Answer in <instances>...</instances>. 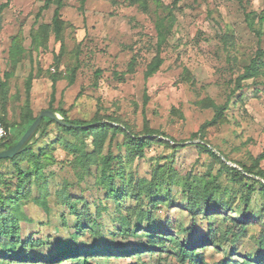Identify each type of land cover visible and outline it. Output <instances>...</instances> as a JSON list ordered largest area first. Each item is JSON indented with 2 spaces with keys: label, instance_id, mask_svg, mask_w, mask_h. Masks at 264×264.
<instances>
[{
  "label": "rangeland",
  "instance_id": "374dc122",
  "mask_svg": "<svg viewBox=\"0 0 264 264\" xmlns=\"http://www.w3.org/2000/svg\"><path fill=\"white\" fill-rule=\"evenodd\" d=\"M6 1L0 0V3ZM44 1L11 0L10 7L4 11L0 33L2 76L11 69L9 54L15 36L21 35L25 50V56L10 80L9 120L16 121L20 117L26 100L25 81L31 73L35 76L31 94L34 113L40 115L49 110L53 92L50 76L60 73L62 79L56 85L53 107L66 109L69 119L92 121L97 114L113 116L137 133H141L148 124L151 129L164 132L183 145L174 153L162 145L153 144L146 150L144 158L130 162L122 146L123 136H118L111 144L108 139L104 154L111 151L121 157L116 163L122 162L126 176H133L134 183L149 180L152 166L164 164L169 157L176 181L189 177L207 180L210 175H219V183L223 188L229 187L231 192L246 191L252 185L255 192L250 210L252 213L264 210V192L259 183L245 181L248 186L244 188L233 185L229 181L230 176L221 171L219 162L197 147L199 143H209L221 159L233 167H237V163L251 167L254 160L264 154V73L256 80L242 81V88L232 94L238 88L237 79L244 74V66L250 63L260 46L264 49V36L260 42L249 28L245 15L251 11L261 13L264 0H148L147 13L142 12L138 5H129L127 0H87L84 6L81 0H64L62 41L51 36L47 47L37 50L32 46L31 32L42 24H51L56 8L52 5L38 17ZM169 8L173 9L177 22L163 47L161 56L164 62L160 71L146 79L147 66L157 54L155 23L158 16L167 15ZM261 31L264 33V24ZM227 34L233 35L229 46L224 39ZM133 61L134 71H130ZM77 65L76 81L70 85L65 75ZM97 71L101 74L97 75ZM206 98L217 105H224L229 99L226 120L194 138L193 135L200 134L204 123L214 116L213 110L197 104ZM175 110L180 111L182 117L178 118L173 112ZM56 114L63 121L64 117ZM88 145L92 151L91 139ZM53 155L55 164L44 169L52 193L68 181L71 194L83 199L80 205L82 212H95V205L101 201L109 209L97 219L96 236L86 232L75 242L71 236L75 233V221L65 206L50 199L52 210L49 216L33 203L26 205L24 210L34 222L22 224V236L46 240L43 255L56 254L58 246L63 243V248L75 245L80 248L110 247L116 251L139 248L144 252L142 256L112 258L108 264H176L170 255L163 254L160 259L158 254L145 252L147 240L123 238L118 234L120 224L116 221V205L105 200L104 191L90 189L95 181V168L78 184L75 170L70 165L71 156L58 144ZM6 168V164L0 165V171ZM259 168L264 171V158ZM255 180L264 184V178L256 177ZM182 188V185H172V208L160 205L159 210L153 213L155 219L162 225L168 222L174 227L190 228L194 225L199 233H205L207 220L201 217L193 219L185 212ZM239 197L235 202V207H238L235 217L242 219L243 204ZM133 205L134 202L126 198L123 208L130 209ZM151 208L147 200L144 209ZM60 215L66 217L68 229L63 228ZM136 223L134 218L133 226ZM250 233L258 234L259 227L252 226ZM249 237L238 244L237 255L256 252ZM230 249L227 248L228 253ZM203 253L208 264L224 258L222 251L212 248H206ZM63 264L78 263L69 260ZM92 264L107 262L99 256L92 260Z\"/></svg>",
  "mask_w": 264,
  "mask_h": 264
},
{
  "label": "trees",
  "instance_id": "16d2710c",
  "mask_svg": "<svg viewBox=\"0 0 264 264\" xmlns=\"http://www.w3.org/2000/svg\"><path fill=\"white\" fill-rule=\"evenodd\" d=\"M86 1L81 0L83 6ZM127 1L131 6L138 5L142 12L147 13L149 10L148 0ZM10 5L11 0L0 3V33L4 11ZM52 5L56 6L52 23L42 24L31 32L34 49L46 48L51 36H54L57 41L63 39L65 23L62 19V10L65 7L64 0H45L39 10L38 17L44 11L49 10ZM245 15L249 28L255 32L261 42L264 36L261 31V26L264 24V9L261 13L251 11L246 12ZM176 22L177 18L172 8H169L166 16H158L155 23L157 54L147 66L146 79L160 71L164 62L161 56L163 47L167 45V40ZM232 36V34L224 36L228 46L230 45L228 43L233 42ZM22 43L21 35L13 38L9 54L11 69L3 76L0 73V123L8 132L7 138L0 141V144L12 136L14 138L10 142H17L39 116L34 113L32 108L31 94L35 76L31 73L25 81L26 100L21 107L20 117L16 121L8 119L10 80L19 62L25 56ZM57 59L59 60V58ZM134 67L135 62L133 61L130 71H134ZM78 70L79 66L77 65L71 70V73L65 75L70 85L75 83ZM263 73L264 49L260 46L250 63L244 66V74L238 77V88L232 94L234 95L242 88V81L256 80ZM99 74H101L100 71H97V75ZM50 79L53 92L49 110L61 114L64 117L63 122L72 126L45 117L36 136L26 149L13 158L0 160V165H7L4 171H0V264H63L69 260L78 264H92V260L99 256H103L108 264L112 258H136L144 254L139 248L119 251L110 247L80 248L78 245L63 248L65 245L63 243L58 246L56 254L43 255L46 240L32 237L25 239L22 236V224L34 222L24 210L30 203L35 204L49 216L52 210L50 199H54L57 205L65 206L75 221V233L71 235L75 242H78L86 232H89L91 236H96L97 219L109 209V206L101 201L95 205V212H82L80 205L83 204V199L71 194V186L68 181L56 193H52L44 169L55 164L53 151L57 144L71 156L70 165L75 170L78 184H81L87 174H91L92 169L95 168V181L90 189L104 191L105 200L116 205L115 213L118 214L116 221L120 224L118 234L123 238L141 237L147 240L144 245L145 252L158 254L160 259L163 254L170 255L175 259L176 264H208L203 252L206 248H212L222 251L224 254V258L214 264H264V210L260 213H252L250 210L252 194L255 192L252 185L246 191L231 192L229 187L223 188V185L219 183V175L214 177L210 175L207 180L189 177L178 182L173 177L174 171L169 157L164 164L156 163L152 166L153 170L149 180L143 179L134 183L133 176H126L122 162L116 163V160L121 157L115 156L111 151L104 154L108 139L111 144L118 136H123L122 146L130 162L136 158H144L146 150L153 144L162 145L174 153L183 145H180L174 138L168 137L164 132L151 129L148 124H145L141 133H137L128 124L113 116L101 117L97 114L92 121L71 120L66 109L53 107L57 93L56 85L62 79V75L52 73ZM228 101L224 105H217L212 99L206 98L197 103L201 108L213 110L214 116L204 123L200 134L193 135L194 138L202 136L207 128L218 127L225 122V112L229 108ZM173 112L178 118L182 117L180 111ZM53 132L55 133L53 134ZM52 134L54 135L53 139L51 138ZM154 135L157 137H152ZM160 136H163L164 139H159ZM167 137L169 140H166ZM89 139H91L92 151L89 150ZM208 144L199 143L197 147L219 162L222 166L221 171L230 176V183L244 188V186H248L245 181L254 180L261 185V190L264 192V184L255 180L256 177L264 178V171L259 168L264 154L254 160L251 167L241 163H237V167H233L224 162ZM219 153L222 154L220 151ZM176 184L183 187L181 194L185 198V212L193 219L201 217L207 220L205 233H199L194 225L190 228L182 225L174 227L168 222L162 225L155 219L153 213L159 210L160 205H167L170 208L174 203L172 185ZM238 197L240 203L243 204L242 219L235 217L238 213V207H235ZM126 198H130L134 202L130 209L123 208ZM147 200L152 208L145 210L144 205ZM60 218L63 228L68 229L66 217L60 215ZM134 218L137 219L135 226H133ZM252 226L259 227L258 234L250 233ZM249 235L256 252H247L243 256L237 255L238 244ZM228 247H231L229 253L227 252Z\"/></svg>",
  "mask_w": 264,
  "mask_h": 264
},
{
  "label": "water",
  "instance_id": "95a60500",
  "mask_svg": "<svg viewBox=\"0 0 264 264\" xmlns=\"http://www.w3.org/2000/svg\"><path fill=\"white\" fill-rule=\"evenodd\" d=\"M45 117L56 120L57 122H60L64 125L72 126L63 122L52 110H46L37 117V119L32 123L25 134L17 142H10L13 141V137H10V140H6L0 144V160L13 158L17 154L21 153L24 149H26L36 136L40 124Z\"/></svg>",
  "mask_w": 264,
  "mask_h": 264
},
{
  "label": "built area",
  "instance_id": "2783aa9c",
  "mask_svg": "<svg viewBox=\"0 0 264 264\" xmlns=\"http://www.w3.org/2000/svg\"><path fill=\"white\" fill-rule=\"evenodd\" d=\"M8 132L5 127L0 123V141H3L7 138Z\"/></svg>",
  "mask_w": 264,
  "mask_h": 264
}]
</instances>
